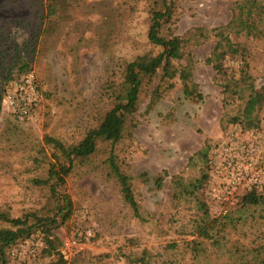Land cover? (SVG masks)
<instances>
[{
    "label": "rangeland",
    "instance_id": "obj_1",
    "mask_svg": "<svg viewBox=\"0 0 264 264\" xmlns=\"http://www.w3.org/2000/svg\"><path fill=\"white\" fill-rule=\"evenodd\" d=\"M133 1L0 0V23L11 34V51L19 46L44 91V102L33 119L18 122L5 111L0 115V211L23 216L45 206L50 200L49 190L34 181L46 175L52 159L53 145L47 137L68 143L78 141L112 106L109 89L118 85L120 55L133 46L141 48L144 43L147 0ZM179 2L176 32L181 35L201 26L211 35L194 49V78L204 99L185 98L180 84L153 107L147 99L137 113L129 155L143 205L168 234L160 236V227L155 223L150 227L142 225L124 205L118 186L99 167L107 153L102 148L91 162L77 164L66 178L64 186L74 202V215L67 225L56 230L62 240L61 254L44 256L43 241L34 233L12 247L9 264H123L125 257L119 246L128 242L127 237L139 238L134 251L147 247L154 252L162 251L171 239L182 242L191 238L182 232L191 226L193 211L188 205L173 207L171 177L178 173L186 177L199 175L201 163L194 166L189 159L207 139L212 141L208 160L211 177L201 194L211 205L212 213L239 209L242 196L252 188L237 186L238 168L245 169L249 177L259 172V180L264 181V107L259 111L260 125L255 129L244 130L226 122L222 88L216 79L218 67L230 64V60L214 49L213 29L229 25L233 38L245 39L241 3ZM54 9L56 12L50 14ZM252 46L253 71L257 84H263L264 41L252 42ZM242 144L258 145L248 167L245 165L250 156L234 153L238 163L234 165L232 154L226 151L230 145ZM164 170L169 176L159 188L156 178ZM213 187L214 193L232 201H215ZM227 187L230 194H225ZM259 187L264 189V183ZM89 227L93 234L84 236ZM123 249L129 251L132 246L127 243Z\"/></svg>",
    "mask_w": 264,
    "mask_h": 264
},
{
    "label": "trees",
    "instance_id": "obj_2",
    "mask_svg": "<svg viewBox=\"0 0 264 264\" xmlns=\"http://www.w3.org/2000/svg\"><path fill=\"white\" fill-rule=\"evenodd\" d=\"M238 2L241 3L246 38H233L229 25L213 29L214 49L230 60V64L218 67L216 79L222 88L226 122L252 130L259 127V111L264 107V83L257 84L252 46V42L264 41V0ZM179 8V0H147L144 43L141 48L133 46L131 51L120 55L118 85L110 86L112 106L103 119L88 127L83 138L75 142L47 137L53 145L52 159L49 158L46 175L34 182L48 188L50 200L40 209L30 210L23 216L0 211V223L8 224L0 225V264H9L12 247L34 233L43 241L44 256L61 254L62 240L56 230L67 225L74 215V202L64 186L66 178L77 164L91 162L102 148L107 153L99 167L118 186L124 205L142 225L150 227L155 223L160 227V236L168 234L143 205L129 155L135 140L137 113L147 99L153 107L179 84L185 98L204 99L200 84L194 78V49L211 35L201 26L178 34L175 24ZM55 12L56 9L51 10L50 14ZM10 36L0 23V115L9 86L31 72L30 62L23 58L19 46L15 45V50L11 51ZM234 108L237 112L232 113ZM211 148L212 141L207 139L202 149L189 159V164L194 166L201 163L199 175L186 177L184 173H178L171 177L173 207L179 209L188 205L193 211L191 226L182 232L191 238L182 242L171 239L162 251L154 252L147 247L134 251L139 238L127 237L128 242L119 246L125 257L123 264H264V189L259 186L249 189L237 210L212 213L211 205L201 194L211 177L208 163ZM167 176V170L158 175L159 188L163 187ZM84 236H87V230ZM127 243L132 246L129 251L123 249Z\"/></svg>",
    "mask_w": 264,
    "mask_h": 264
},
{
    "label": "built area",
    "instance_id": "obj_3",
    "mask_svg": "<svg viewBox=\"0 0 264 264\" xmlns=\"http://www.w3.org/2000/svg\"><path fill=\"white\" fill-rule=\"evenodd\" d=\"M43 102V88L35 75L30 72L13 82L9 89H7L3 99V111L10 115L14 120L24 122L29 119H33L36 110ZM257 146L258 145L254 144H242L239 147L230 145L226 151L227 153L232 154L231 158L234 165L238 164L236 162L237 157L233 155L234 153L240 157H243V155L250 156L247 164L245 165L248 167L252 164L251 156L257 153V149L255 148ZM260 178L261 174L259 172L256 173L255 177H249L246 175L245 169L238 168V175L236 176L237 186H260L264 183V181L259 180ZM214 191L215 189L213 187L212 196L217 195ZM225 194H230L228 187L226 188ZM214 200L222 203L225 201H232L229 197L227 199L226 195H217L214 197ZM223 212H226V209H224ZM87 234L92 235L93 229L88 228Z\"/></svg>",
    "mask_w": 264,
    "mask_h": 264
}]
</instances>
